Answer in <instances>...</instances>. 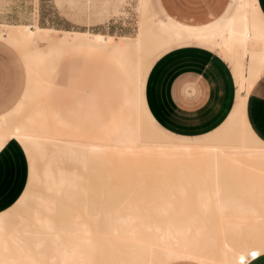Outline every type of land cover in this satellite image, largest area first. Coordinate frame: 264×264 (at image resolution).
I'll list each match as a JSON object with an SVG mask.
<instances>
[{
	"label": "bare ground",
	"instance_id": "bare-ground-1",
	"mask_svg": "<svg viewBox=\"0 0 264 264\" xmlns=\"http://www.w3.org/2000/svg\"><path fill=\"white\" fill-rule=\"evenodd\" d=\"M125 5L140 17L139 32L119 40L41 27L37 9L30 25L0 22V44L19 53L22 70L21 90L3 118L25 99L34 102L27 114L0 121V150L15 140L29 160L26 190L0 214V264H246L264 253V143L245 114L264 74L258 1L241 0L226 26L213 21L192 36L149 16L146 0ZM190 39L225 52L244 92L231 124L198 143L158 132L139 95L149 60ZM110 47L132 90L109 124L80 130L42 105L41 91L66 58Z\"/></svg>",
	"mask_w": 264,
	"mask_h": 264
},
{
	"label": "crops",
	"instance_id": "crops-1",
	"mask_svg": "<svg viewBox=\"0 0 264 264\" xmlns=\"http://www.w3.org/2000/svg\"><path fill=\"white\" fill-rule=\"evenodd\" d=\"M146 1L149 14L150 0ZM257 1L264 14V0H262V2L261 0ZM36 2L33 13L36 9L38 11V0H36ZM160 2L169 15L181 21H164L159 19L157 21L171 30H182V32L188 36H192L191 30H199L209 27L212 23L209 22L210 20L223 14L230 3V0H226L224 4H220V2L217 1L215 4H212L211 6L209 5L206 10L202 11V13H197L193 18L191 17L189 19L180 18L176 14L187 11V9L183 7L181 0H160ZM53 3L59 8L57 10L63 11L72 20L87 24L89 21L91 23H103L112 18V16H125L128 14V10L135 13V10L131 8V6L125 5V0H53ZM239 6L224 22H214L220 27L226 26L236 16ZM2 10L4 12L6 9H0V13ZM94 12L100 13V21H94ZM88 13L92 14L90 16V19H93L92 21H88L87 16L83 15ZM149 16L153 17L150 14ZM41 19L42 18L38 16V22H40ZM3 21L8 22L0 15V22ZM207 22H209V24L203 27H195L192 25V23L205 24ZM139 24L140 17L138 16L137 29L133 35L139 32ZM54 29L56 28L54 27ZM57 30L70 31L64 28H59ZM80 32L115 37L118 40L126 35H132L92 32L90 30ZM112 52L113 47L104 49L101 53H76L62 63L64 64L73 56L77 55L83 57L102 55L108 62L113 63L117 67L123 81L121 96L116 111L112 113L111 119L108 122L101 124L98 128L92 130L83 129L72 124L60 111L53 109L56 114L71 127L85 131L98 130L109 124L122 109L126 92L132 90V84L124 71L127 67L120 62L118 58H109L108 55ZM217 53H220L222 56L231 60L222 50L212 45L190 39L163 48L147 63L139 86L140 101L144 113L150 123L165 137L179 142L198 143L210 140L218 135L199 141L179 140L162 133L153 123L156 119L161 126L170 132L178 135L194 137L211 132L226 120L235 105L237 85L230 66L219 58ZM61 65L58 68H60ZM6 70L11 69L0 67V121L6 120L3 118L2 112L10 108L14 103L22 86L21 77V83L19 84L20 87L17 94L9 103L2 106V104L6 102V99L11 96L14 86H18L17 82H15L16 79L13 81L4 78V76L17 75L16 73H7ZM237 74L242 90L238 71ZM247 98L245 109L247 123L255 136L264 143V74L254 83ZM238 111L239 108L231 122L237 116ZM28 182L29 160L27 154L17 141L10 140L0 150V214L10 209L18 202L26 190ZM173 264L197 263L183 261ZM246 264H264V253L254 259H250Z\"/></svg>",
	"mask_w": 264,
	"mask_h": 264
},
{
	"label": "rangeland",
	"instance_id": "rangeland-1",
	"mask_svg": "<svg viewBox=\"0 0 264 264\" xmlns=\"http://www.w3.org/2000/svg\"><path fill=\"white\" fill-rule=\"evenodd\" d=\"M181 1L183 7L187 9V11L176 14L180 18L189 19L191 17L193 18L197 13H202V11L206 10L209 5L211 6L212 4H215L217 1L220 2V4H224L226 0ZM35 4L36 0H0V9H6L4 11L5 14L2 10L0 15L10 23H24L30 25L32 23L33 10L36 6ZM239 4L240 0H230L224 13L213 18L209 22H224L235 12ZM149 8V14L156 20L181 21L169 15L162 6L160 0H150ZM57 9L59 8L53 3V0H38V16L42 18L38 24L41 27H55L56 29L64 28L80 31L90 30L92 32L122 35L134 34L137 29L138 16L130 10H128V16H112V18L103 23H91L89 20H91L90 16L92 14H83L87 16V20L89 21L87 24L76 22L68 17L63 11ZM99 15L100 13L94 12V21H100L101 18ZM209 22L205 24L192 23V25L195 27H203L208 25ZM217 54L219 58L230 66L237 85L235 105L226 120L211 132L200 136L190 137L170 132L161 126L155 119L153 123L162 133L179 140L199 141L209 139L219 134L230 124L233 116L239 108L244 92L241 90L240 80L234 63L220 53ZM18 58L19 53L17 51L0 44V67L11 69L6 70L7 73L17 74L4 76V78L13 81L16 79L15 82H17L18 85L16 87L14 86L11 96L6 99V102L2 104V106L9 103L15 97L20 87L19 84L21 83L22 74ZM50 80L51 84L49 87L41 91L42 105L44 104L47 107L60 111L72 124L87 130L98 128L101 124L106 123L111 119L112 113H114L118 107L122 91L121 89L123 87V81L117 67L113 63L108 62L102 55H91L88 57H83L81 55L73 56L53 73ZM33 107V100L30 98L25 99L22 105L13 108L10 117L6 118V121L12 122L20 116L27 114ZM32 189L35 190V187L32 186Z\"/></svg>",
	"mask_w": 264,
	"mask_h": 264
}]
</instances>
